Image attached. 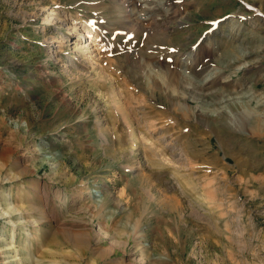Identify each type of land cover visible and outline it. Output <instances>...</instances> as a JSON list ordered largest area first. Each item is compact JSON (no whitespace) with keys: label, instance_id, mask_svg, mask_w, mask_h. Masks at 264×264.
<instances>
[{"label":"rangeland","instance_id":"rangeland-1","mask_svg":"<svg viewBox=\"0 0 264 264\" xmlns=\"http://www.w3.org/2000/svg\"><path fill=\"white\" fill-rule=\"evenodd\" d=\"M0 264H264V0H0Z\"/></svg>","mask_w":264,"mask_h":264},{"label":"bare ground","instance_id":"bare-ground-1","mask_svg":"<svg viewBox=\"0 0 264 264\" xmlns=\"http://www.w3.org/2000/svg\"><path fill=\"white\" fill-rule=\"evenodd\" d=\"M90 35H91L90 31L87 30V29H85V28H83V31H82V32H77V40H78V43L75 41V42L73 43V48H77L78 45H79V43H81L82 39H83V38H88V37H90ZM92 36H93V35H92ZM145 164H146V163H145ZM138 168H140V170H143L145 167H144V166H141V167H138ZM10 210H11V209H10ZM7 212H8V211H7ZM7 212H5V213H7ZM2 263H4V262H2Z\"/></svg>","mask_w":264,"mask_h":264}]
</instances>
